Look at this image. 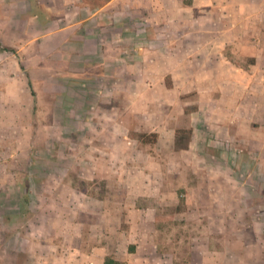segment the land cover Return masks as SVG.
I'll return each mask as SVG.
<instances>
[{
  "label": "crops",
  "instance_id": "0c3cea01",
  "mask_svg": "<svg viewBox=\"0 0 264 264\" xmlns=\"http://www.w3.org/2000/svg\"><path fill=\"white\" fill-rule=\"evenodd\" d=\"M21 32L25 58L88 83L62 87L60 100L77 110L78 144L49 161L50 173L25 180L32 216L8 241H25L33 253L59 251L44 264H103L111 254L124 264H167L142 257L152 252L158 206L177 195L167 174L208 172L212 159L239 154L237 142L264 156V0H0L1 42L21 50ZM17 52L0 53L1 80L7 66L20 71ZM179 129L191 131L186 148L175 145ZM142 133L156 142H139ZM5 165L6 238V217L20 214L24 187L7 179ZM236 169L264 172V162L238 160ZM251 185L264 188V180Z\"/></svg>",
  "mask_w": 264,
  "mask_h": 264
},
{
  "label": "rangeland",
  "instance_id": "374dc122",
  "mask_svg": "<svg viewBox=\"0 0 264 264\" xmlns=\"http://www.w3.org/2000/svg\"><path fill=\"white\" fill-rule=\"evenodd\" d=\"M12 34L9 31L5 38L11 41ZM21 34V50L0 40V53L18 51L15 62L20 69L13 72L7 66L3 80L0 78V162L5 160V169L10 171L7 179L16 180L23 190L26 179L36 182L37 174L50 173L49 161L56 164L64 146L71 152L78 144L77 110L70 106L71 101L62 102L60 97L65 94L62 87L66 84L88 83L85 81L88 79L65 76L59 67L52 74L50 63L46 70L45 60L25 58L28 51L24 47L29 45L24 44L27 35ZM116 102L121 100L117 98ZM51 111L57 117L56 123L50 122ZM85 111L92 109L87 107ZM62 117L65 123H60ZM237 144L239 154L224 155L221 161L212 159L208 172L184 169L167 174L165 180L175 182L176 188L172 189H176L177 195L167 196L166 203L158 206L150 237L152 252L143 253V258L154 261L160 258L167 264H264V198L259 196H264V188L251 185L254 180H264V172L236 169L238 160L251 165L264 162V156L247 153V144ZM70 159L65 155L62 162ZM52 174L60 177L62 172L55 169ZM59 206L54 207L55 211L64 215ZM30 216L29 211L24 217L7 219L9 235L5 238L0 234V264H44L58 256L59 251L54 248L29 252L28 243L14 238L12 241L24 251L13 250L9 244L12 241H8L11 232L22 233ZM112 241L115 238L110 236ZM162 252L164 256H160Z\"/></svg>",
  "mask_w": 264,
  "mask_h": 264
},
{
  "label": "trees",
  "instance_id": "16d2710c",
  "mask_svg": "<svg viewBox=\"0 0 264 264\" xmlns=\"http://www.w3.org/2000/svg\"><path fill=\"white\" fill-rule=\"evenodd\" d=\"M31 2H34V0H31ZM182 2L185 5H189L191 3V0H182ZM33 4V3H32ZM176 138H175V145L176 147H182L186 148L187 143L189 142L190 130H176ZM157 135L156 134H147V133H142L139 134L138 141L141 143H148V144H153L156 142ZM24 187V193L22 195L21 199V204H20V214L18 215L19 217H24L28 211L25 210V206L27 207L29 205V196H28V182L25 181L23 184ZM9 217H6L8 219ZM103 264H124L122 262L117 261L114 257H108L105 259Z\"/></svg>",
  "mask_w": 264,
  "mask_h": 264
}]
</instances>
